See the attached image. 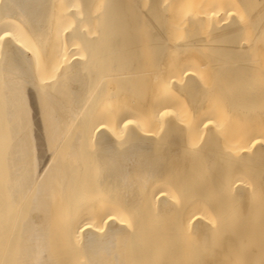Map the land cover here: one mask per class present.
Returning a JSON list of instances; mask_svg holds the SVG:
<instances>
[{
    "label": "bare ground",
    "instance_id": "bare-ground-1",
    "mask_svg": "<svg viewBox=\"0 0 264 264\" xmlns=\"http://www.w3.org/2000/svg\"><path fill=\"white\" fill-rule=\"evenodd\" d=\"M240 6L260 33L264 0H0V264H264Z\"/></svg>",
    "mask_w": 264,
    "mask_h": 264
},
{
    "label": "rangeland",
    "instance_id": "rangeland-1",
    "mask_svg": "<svg viewBox=\"0 0 264 264\" xmlns=\"http://www.w3.org/2000/svg\"><path fill=\"white\" fill-rule=\"evenodd\" d=\"M239 3L237 4V5H239L240 4V1H238ZM237 3V2H236ZM238 11H239V15L237 16V18L239 17V20H243V21H241V23H242V26H243V28H242V31L240 32V37H242V38H240V40L242 41L241 43L242 44H244L246 47H247V49L248 50H250L249 51V56H253L254 57V59H260V58H263L264 57V31H261V30H264V28L263 29H261L260 30V33L258 32L259 31V29H260V27L258 26V23H257V25H256V23H254V24H250V23H252V22H248V19L247 18H249L247 15V12L246 11H244V9L240 6V7H238ZM242 17V18H241ZM241 18V19H240ZM148 24H150V23H147V24H142V26L139 28V36H138V40H139V42H140V46H141V48H144L145 50H147L148 49V47H150V45H148L147 44V42H148V38H149V36H148V31H149V27L151 26V24H150V26L148 27V26H146V25H148ZM146 26V27H145ZM257 26L259 27V29L257 28ZM148 27V30L146 29ZM186 28H188V26L186 27H180V28H178V29H175L176 31H169V29H167L169 32V36H167V37H169V38H167L168 40H171V38L173 39L174 37H179V36H182L183 38H184V34H185V31H186ZM209 28H210V26L209 25H202V26H200L199 28H198V31H199V34H202V35H204V36H207L208 37V35H209ZM184 31V32H183ZM171 33V34H170ZM173 34V35H172ZM178 34V35H177ZM243 35V36H242ZM183 38H180V39H183ZM146 39V40H145ZM174 39H176V38H174ZM173 39V40H174ZM246 43V44H245ZM241 44V45H242ZM249 46V47H248ZM194 48V49H193ZM201 51H200V50ZM204 49V50H203ZM188 50L189 51H191V52H187V54H189V53H194V52H196L195 54H196V56H212L211 54H213V52L211 53V52H205L206 50H207V47L206 46H200V48H196V50H195V47L193 46V47H189L188 48ZM195 50V51H194ZM166 51L169 53V55H170V53H171V55L170 56H178V54L179 53H175V52H173L172 51V49L169 47V45H168V49H166ZM167 52H165V54H164V56H168V53ZM201 52H203V53H201ZM201 53V54H200ZM206 53V54H205ZM209 53V54H208ZM211 53V54H210ZM150 52H146V53H144V56H150ZM204 54V55H203ZM179 56H181V54H179ZM183 56H188V55H183ZM261 56V57H260ZM264 60V59H263ZM209 68V67H208ZM210 69H211V71H210ZM209 70L208 69H205V73L203 74V76H201V77H204V78H202L201 80H202V83H204L205 81L209 84V83H212L211 81H212V79L214 78V76L212 75V67L210 68ZM208 71V72H207ZM212 72V73H211ZM206 74V75H205ZM210 74V75H209ZM210 77H209V76ZM205 76H206V78H205ZM214 80V79H213ZM206 82H205V84H206ZM216 92H217V94H216ZM219 93V94H218ZM213 95H215V99L213 100L214 102H215V106L216 105H222L223 103H224V100H225V102H226V94H224V96H223V93H221L220 91H214L213 93H212ZM220 95H222L221 97H220ZM220 98H219V97ZM184 97V96H183ZM217 97V98H216ZM223 97H224V100H223ZM219 98V99H218ZM220 99H222L221 101H220ZM223 101V102H222ZM217 103V104H216ZM225 104V103H224ZM240 174V176H242L243 174H244V172H242V173H239ZM243 177H247V175H243ZM212 223L213 224H216V222L214 223L213 221H212ZM252 246H247V247H244V248H242L241 249V254L242 253H246L245 251H248V250H250V248H251ZM234 253V254H233ZM233 255H235V256H233ZM232 257L233 258H237V257H239V254L237 255V254H235V252H232ZM235 261V260H234ZM227 263H229V264H233V261H231V262H227ZM236 263V262H235ZM223 264V263H222ZM224 264H226V263H224Z\"/></svg>",
    "mask_w": 264,
    "mask_h": 264
}]
</instances>
